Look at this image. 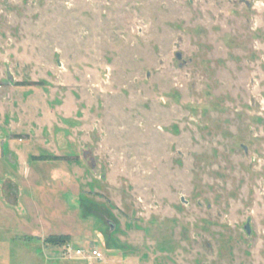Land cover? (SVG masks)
Returning a JSON list of instances; mask_svg holds the SVG:
<instances>
[{
  "label": "rangeland",
  "instance_id": "rangeland-1",
  "mask_svg": "<svg viewBox=\"0 0 264 264\" xmlns=\"http://www.w3.org/2000/svg\"><path fill=\"white\" fill-rule=\"evenodd\" d=\"M68 246L264 264V0H0V264Z\"/></svg>",
  "mask_w": 264,
  "mask_h": 264
},
{
  "label": "built area",
  "instance_id": "built-area-1",
  "mask_svg": "<svg viewBox=\"0 0 264 264\" xmlns=\"http://www.w3.org/2000/svg\"><path fill=\"white\" fill-rule=\"evenodd\" d=\"M66 254L71 256V255H76L88 259L96 258L98 260H103L104 259V254L99 251L98 249H92L89 251H86L82 248H72L71 246H68L66 250Z\"/></svg>",
  "mask_w": 264,
  "mask_h": 264
},
{
  "label": "trees",
  "instance_id": "trees-1",
  "mask_svg": "<svg viewBox=\"0 0 264 264\" xmlns=\"http://www.w3.org/2000/svg\"><path fill=\"white\" fill-rule=\"evenodd\" d=\"M67 240H68V235H65V234L51 235L45 239L47 243H52L55 245L64 244L67 242Z\"/></svg>",
  "mask_w": 264,
  "mask_h": 264
},
{
  "label": "crops",
  "instance_id": "crops-1",
  "mask_svg": "<svg viewBox=\"0 0 264 264\" xmlns=\"http://www.w3.org/2000/svg\"><path fill=\"white\" fill-rule=\"evenodd\" d=\"M77 257H80V256H77ZM84 258V257H83ZM87 260H89L90 262L91 261H93V260H96V261H98V263L99 264H105L104 262H103V260H98V259H96V258H92V259H88V258H86ZM107 264V263H106Z\"/></svg>",
  "mask_w": 264,
  "mask_h": 264
}]
</instances>
